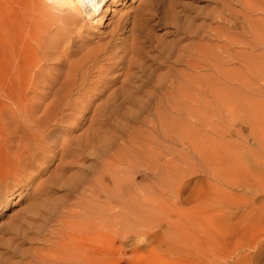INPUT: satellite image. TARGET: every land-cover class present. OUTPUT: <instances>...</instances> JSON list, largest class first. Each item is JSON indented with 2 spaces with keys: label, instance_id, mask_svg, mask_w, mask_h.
<instances>
[{
  "label": "rangeland",
  "instance_id": "1",
  "mask_svg": "<svg viewBox=\"0 0 264 264\" xmlns=\"http://www.w3.org/2000/svg\"><path fill=\"white\" fill-rule=\"evenodd\" d=\"M35 1L0 0V70L4 64L20 62L28 46L37 42L32 32L41 30L36 27L28 31L33 21L40 20L27 8ZM224 4L233 13L226 15ZM107 7L97 18L65 31L59 23L62 13L50 14L54 20L43 39L46 37L51 52L36 79L37 89L28 100L38 113L49 102L46 79L65 70V58L80 59L85 53L91 58L82 92L97 97L89 113L105 103L106 95L119 88L122 80L115 78L121 71L109 69L118 60L109 54L121 55V50L129 49L131 37L123 30L131 27L129 22L138 7L144 9L138 17L154 39L152 45H143L141 70L158 68L159 53L154 45L174 43L168 41L176 35L175 29L166 27L171 16L179 17L181 24L196 20L193 23L197 27L209 23V16L222 12L232 23L229 32L235 38L242 37V9L236 0H121ZM112 7L116 9L113 14ZM247 16L250 25L241 39L244 42H213L219 47L216 49L223 73H217L214 82L211 79L212 89V83L205 82L207 77L201 79L200 103L191 108L202 120L196 125L198 134H193L198 153L183 152L179 145L164 142L170 147L164 156L171 169L162 187L163 177H156L129 157L135 154L132 151L138 152L130 140L144 141L142 133L150 132L142 120H153V110L141 112L134 103H126L97 123H90V114H76L56 131L58 140H71V152L63 158L58 149L43 151L44 158L18 176L5 160L10 151L0 121V180L9 176L0 182V264H43L37 258L52 247V242L60 240L59 229L75 235L77 245L92 258L91 264L98 260L103 264H264V2L259 9L247 11ZM118 23L122 30L112 35L110 30ZM217 24L212 25L222 26ZM105 45L106 50L102 49ZM113 79L116 81L110 82ZM1 93L0 88L3 114L8 104ZM187 116L179 119L185 120L182 125L190 136L191 126L196 123ZM134 130L131 139L127 137V132ZM150 134L157 138L156 132ZM87 140L90 143L84 149L76 148V144L85 145ZM123 141L125 146H121ZM99 178L103 193L94 183ZM115 180L119 181L117 186ZM113 193L120 199H111Z\"/></svg>",
  "mask_w": 264,
  "mask_h": 264
},
{
  "label": "bare ground",
  "instance_id": "2",
  "mask_svg": "<svg viewBox=\"0 0 264 264\" xmlns=\"http://www.w3.org/2000/svg\"><path fill=\"white\" fill-rule=\"evenodd\" d=\"M118 1L121 0H102V7L98 3V0H95V4L91 6L86 3L85 0H55V2H52V0H36L33 4H30V2L27 3L30 4V6L28 5L27 7L28 10L36 13L40 18L39 21L32 20V26L28 30L31 32L36 27L41 30L36 33L32 32V37L35 38L37 42L32 40V46H28V49L26 48L27 51L25 50L26 54L22 56L21 61L19 60L20 62H16L19 64L13 63V65L10 64L8 66L4 64V67L0 70V88L3 93V95L2 93L1 95L6 100V104H8L7 110L3 112V114L0 113V121L5 126L2 125L1 130L3 132V139L7 152L10 151V155L5 160H7L9 165L13 168L12 173L14 175L18 176L23 169L34 165L35 162L39 160L41 161V159L44 158L41 156L43 151L46 152L48 150L58 149V151H61V156L63 158L69 154L73 149L72 142L71 140L60 141L57 139L56 131L58 127H60L61 124L69 122V120L73 116H76V114H90L89 112L93 105V101L97 99V97H94L93 95V97H88L85 91L82 92L84 90V79L90 68L87 66V63L91 58L87 57V53H85L80 59L69 60L68 58H65V70L52 78L46 79L47 83L45 86L47 87V91L45 96L49 99V102L41 111H39V113L34 107L35 105L32 106L28 103L30 93L37 89L36 79L42 74V70L44 69L43 64L46 62L49 52H51L49 43L45 42L46 37L43 39L44 34L48 33L47 29L49 28L51 21L54 20L50 14L54 12L62 13V16L59 17V23L63 25L62 27L65 31L75 28L80 22L97 18L100 14H103L102 12L110 3L115 4ZM236 2L242 9V12L240 13L242 18V26L240 25L242 39L247 35L245 28L250 25L247 11L259 9L264 0H256V3L247 2V0H236ZM224 7L227 12L225 13L226 15L233 13L228 4H224ZM25 8L23 10H25ZM27 8L26 11H28ZM138 8L136 10V16L129 22L131 27L128 30H123L124 33L129 34L128 36L131 37L129 41V49L121 50V55H118L119 53L116 52L109 54L111 56L110 58L118 59L110 65L109 69L113 71H121V73L115 77L116 79L122 77L121 86L117 89L111 90V92L106 95V101L104 100L105 103L103 105L102 103L101 105H97L88 118L90 123H97L101 120L102 116L111 115L113 111L124 106L126 103H134V105L138 106L141 112L153 110V120H148L146 118H143L142 120L145 127L150 128V132H146L147 134L144 133L145 137L142 133L144 141L136 140L137 138H135L136 141L134 139L130 140V136L135 130L130 133L126 132L128 134L127 137H130L128 140H130L138 151H132L135 154L132 153L129 156L133 160L131 162H135V164L138 163V165H145L153 174H156V177H163L160 182L161 185L159 184L160 187H162V183L168 180L165 175L168 172V168H170L168 166L169 163L165 160L164 156L165 153L170 152V147L165 146L163 143L171 142L179 145L182 147L181 149L183 152L193 153L198 149L197 143H195L196 135L194 136L193 134L199 132L200 129H198L199 127L197 128L196 125L200 124L202 120L201 115L193 111L191 108L195 106V104L200 103V92L202 90L201 79L207 77L204 78L205 82L210 81L212 83L210 86L212 89L214 87L213 82L215 81L213 77L216 76L217 73H223L222 65L220 64L221 59L218 56L219 51L217 50L219 47L217 48L213 42L244 41L235 38L234 35H232V32H229L232 23L223 17L221 14L222 12L220 14L215 13L212 16H209V23L206 21L207 24L205 23L197 27H195L193 23L196 20L192 21L190 24L185 23V25L181 24L179 17L171 16L167 19L169 25L166 27L170 26L175 29L176 35L172 40L168 41L174 43L161 46L154 45L153 48L159 53V63L157 62L158 68L151 69V67H144L145 69L141 70L142 63L140 65L139 57L144 55L143 53L145 50L143 45L145 43L152 45L154 39L153 35H151L150 29L148 30L146 27L144 20H141L138 17L144 9ZM110 10L113 14L116 9L115 7H112ZM27 14H29V12ZM150 15H152V12ZM152 16L155 17L156 15L153 14ZM215 22L218 24L222 23V26H213L212 24ZM97 23L98 25L101 24V19H99ZM126 25L128 24L126 23ZM121 27L122 26L118 23V25H116L113 30H110V32L113 35L117 31L122 30ZM180 42L190 43L180 45ZM106 48L108 47L105 45L102 49L106 50ZM223 48H225V46ZM224 52L225 55H227L226 48L224 49ZM244 63L245 64L243 65H247V62ZM37 66H39L37 71L32 72L33 67ZM135 68H137V72H133V69ZM138 68L140 69V72ZM160 69H164L165 72L159 74L158 71ZM102 70L97 71L98 73H102ZM205 71H212V73L207 76L200 74ZM116 79H113L110 82L113 83ZM211 79H213V82ZM105 88L107 89V87ZM75 96L76 98H74ZM185 110L187 112L188 110H191L192 113H186ZM173 112L176 114L175 116H172ZM187 115L191 116L196 123L191 126V138H189L190 136L184 131L182 122L184 123L185 120H182V118L179 119V117ZM209 123L210 122H207L208 125ZM155 132L157 138L150 134H154ZM95 133H98V130L96 131L95 129ZM89 143V140H87L85 145L76 144V148L84 149ZM123 145L125 146V141H123L121 146ZM130 146L131 145H129V147ZM129 147L127 150H129ZM11 148H13V150H11ZM155 148L157 149L155 150ZM152 158H156L154 160L155 162H150V159ZM146 159L149 161L148 163L145 162ZM157 161L163 163L159 162V164H157ZM152 163L153 165H151ZM147 172L148 170L146 173ZM8 177H5L4 179L2 178L3 182L7 180ZM100 178L99 180L94 181V183L96 186H99V192L103 193L104 186L103 183L100 182ZM2 180H0V182ZM114 183L117 186L119 181L115 180ZM111 199L118 200L120 198L113 193ZM87 228L88 227H86V230ZM59 230H57V233L60 235L61 241L52 242V247L47 249L46 253L37 258V260L43 264H91L92 258L85 252L84 248L77 245L75 235L68 232L64 233L63 230ZM78 240L79 239H77V241ZM97 264H103L102 260H98Z\"/></svg>",
  "mask_w": 264,
  "mask_h": 264
},
{
  "label": "snow or ice",
  "instance_id": "3",
  "mask_svg": "<svg viewBox=\"0 0 264 264\" xmlns=\"http://www.w3.org/2000/svg\"><path fill=\"white\" fill-rule=\"evenodd\" d=\"M90 6L95 4V0H85Z\"/></svg>",
  "mask_w": 264,
  "mask_h": 264
},
{
  "label": "clouds",
  "instance_id": "4",
  "mask_svg": "<svg viewBox=\"0 0 264 264\" xmlns=\"http://www.w3.org/2000/svg\"><path fill=\"white\" fill-rule=\"evenodd\" d=\"M52 2H55V0H52ZM98 3H99L100 6L102 7V0H98Z\"/></svg>",
  "mask_w": 264,
  "mask_h": 264
}]
</instances>
